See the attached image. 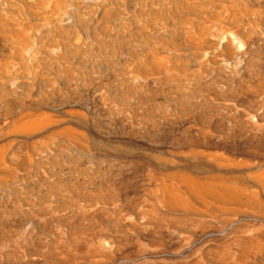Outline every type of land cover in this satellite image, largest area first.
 <instances>
[{"label": "rangeland", "instance_id": "obj_1", "mask_svg": "<svg viewBox=\"0 0 264 264\" xmlns=\"http://www.w3.org/2000/svg\"><path fill=\"white\" fill-rule=\"evenodd\" d=\"M0 264H264V0H0Z\"/></svg>", "mask_w": 264, "mask_h": 264}, {"label": "bare ground", "instance_id": "obj_2", "mask_svg": "<svg viewBox=\"0 0 264 264\" xmlns=\"http://www.w3.org/2000/svg\"><path fill=\"white\" fill-rule=\"evenodd\" d=\"M186 178V177H185ZM194 180V179H193ZM187 182V181H186ZM195 184V183H194ZM190 187V186H189ZM196 187V186H195ZM198 187V186H197ZM196 187V189L194 188V187H192L191 188V194L193 195V196H197V194L198 193H196L195 191H198V192H200L201 191V189L202 188H204V186H203V184H199V187H201V189L200 188H197ZM195 189V190H194ZM199 197H200V195H199ZM183 203V202H182ZM171 206V205H170Z\"/></svg>", "mask_w": 264, "mask_h": 264}]
</instances>
